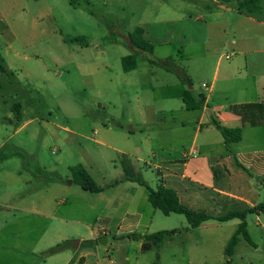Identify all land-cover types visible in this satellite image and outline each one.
<instances>
[{"label":"rangeland","instance_id":"1","mask_svg":"<svg viewBox=\"0 0 264 264\" xmlns=\"http://www.w3.org/2000/svg\"><path fill=\"white\" fill-rule=\"evenodd\" d=\"M72 1L33 0L45 13L37 27L31 3L15 0L17 6H28L17 22L20 35H29L33 42L18 44L26 48L18 56L0 50L5 69L0 68V152L25 154L0 161V264H64L66 259L55 262L50 257L55 254L50 249L57 243L89 240L97 227H105L108 243L82 245L93 252L89 264H225L228 259L231 264H264L261 211L246 217L254 245L241 235L230 258L225 250L237 225L210 220L187 231L185 215L164 214L149 203L153 231L177 228L181 233L148 251L135 240L119 241L115 234L130 184L138 186L121 183L126 168L131 166L156 188L157 165L169 153L175 155L168 146L182 150L183 133L190 128H176L172 119L200 115L182 108L175 93L164 94L158 87L189 88L181 79L184 72L196 91L205 90L203 82L210 83L218 62H227L235 43L264 35V27L239 25L243 17L236 10L219 7L220 2L234 6L236 0H203L214 7L211 12L176 9L173 0L163 5L156 0ZM188 11L193 18L203 13L204 19L187 20ZM255 14L264 18V9ZM1 20L9 21L4 16ZM203 21L209 42L190 48L199 54L193 59L181 58L182 44L193 28L203 35ZM137 26L155 41L153 53L130 44L128 34ZM4 45L0 42V48ZM133 52L137 68L125 71L122 57ZM167 58L175 60L171 69L160 63ZM79 164L106 187L102 195L73 181L72 168ZM139 190L144 194L146 188ZM263 201L264 187L258 202ZM102 206L103 212L98 210ZM66 252L71 256L67 264H86L74 248Z\"/></svg>","mask_w":264,"mask_h":264},{"label":"crops","instance_id":"2","mask_svg":"<svg viewBox=\"0 0 264 264\" xmlns=\"http://www.w3.org/2000/svg\"><path fill=\"white\" fill-rule=\"evenodd\" d=\"M32 1L27 0L28 3H31L29 8L34 25L38 27L39 21L45 17V13L36 3L33 5ZM165 1L167 0H156L158 5H163ZM173 1L177 3L176 9L189 10L191 8L196 12L203 10L211 12L214 10L212 5L203 0ZM219 7L236 10L243 17L238 21L239 25L244 23L253 24L259 28L264 27V18L259 17L257 14L239 12L236 4L232 6L220 2ZM27 9L28 6H17L15 0H0V38L2 39L0 42L5 44L0 50L4 54L8 55L10 52H13L15 56L25 54L26 48L18 44L33 42L29 35L26 39L20 35V23L17 22ZM1 16L7 17L9 21L2 22ZM192 16L190 11L186 13L187 20L191 19L197 22L204 19L203 13L195 15L194 18ZM202 23L205 25L203 35H199L197 29L193 28V35L182 44L183 49L179 52L181 58L193 59L199 54L190 48L200 44L206 45L209 42L207 22L203 21ZM44 30L45 28H42V31ZM144 36L153 45L155 44V41L148 37L145 29ZM184 39H187L186 36ZM244 40L235 43L233 53L229 54L230 58L226 60L227 62L224 64L218 62L210 83L203 82L207 84L205 90L196 91L193 88L196 94L203 93L205 95L203 107L193 110L199 111L200 115L197 119H189L188 121L186 119H172L174 127L183 130L190 128L187 134L183 133L184 141L180 145L182 150L177 151L176 146H168V148L172 147L175 150V155L169 153L166 157H162L161 164L157 165V172L160 175L159 182L176 190L181 203L196 211H205L213 215H221L229 210H242L257 205L261 189L264 187V35L258 33L246 36ZM158 89L168 95L175 93L182 100L180 103L182 108H185L183 95L186 87L183 84L164 85L158 87ZM243 104H260L263 107L262 119L261 117L256 118L255 123H250L247 117H244L241 112H237L235 109ZM165 110L173 111L171 108ZM214 120L231 128L240 127L242 129L241 138L231 143L227 148L222 133L213 123ZM137 150H140L139 147H137ZM170 150L172 149L170 148ZM125 182L137 183L124 178L121 183ZM140 187L143 186L130 184V197L123 202L125 209L115 221V234L119 241L126 239L137 241L142 249L143 239L127 237V234L155 232L152 228V210L146 206L147 203H149L148 205L152 204L146 191L144 194L139 192ZM103 191L93 193L102 195ZM103 207L98 210L103 212L105 210V207ZM90 208H96L97 210V206L94 205H91ZM148 213L150 217H147ZM209 221H205L198 228L205 227L209 224ZM240 221L239 218H234L225 222H232L238 226ZM184 228L191 231L188 226ZM172 229L178 231L166 235L163 244L166 243L168 238L181 233V229ZM90 232L91 238L89 240H80L78 245L64 243V248L50 257L55 262L66 259L64 264H67L71 256L65 254V252L69 253L70 247H72L77 254L79 253V259L81 261L85 259L86 264H89L93 252L82 250V245L91 246L97 243L98 240H106V243L102 242L103 244L108 243L105 227L93 228ZM153 248L157 247H152L150 250ZM126 258H131V255Z\"/></svg>","mask_w":264,"mask_h":264},{"label":"trees","instance_id":"3","mask_svg":"<svg viewBox=\"0 0 264 264\" xmlns=\"http://www.w3.org/2000/svg\"><path fill=\"white\" fill-rule=\"evenodd\" d=\"M74 1V0H73ZM72 1V3H73ZM263 0H236V8L239 12L255 14L260 12L262 9ZM128 39L130 44L136 49L153 53L154 45L146 39L144 36V29L141 26H137L128 34ZM161 64L165 65L168 69H171V65L175 64L173 59H165ZM122 65L125 71H131L137 68V55L135 52L127 54L122 57ZM0 68L4 69V66L0 63ZM182 77L183 83H186L189 88H186L183 95V102L185 108L188 110H196L203 107L205 103V95L203 93L196 94L193 90V84L191 78L185 74ZM237 112H241L244 117L250 123H255V119L263 117V112L260 104H243L242 106L235 108ZM240 109V110H239ZM214 125L224 138L227 148L229 145L235 141H238L242 136V129L240 127L231 128L223 125L221 122L214 120ZM13 155H20L25 157V154L21 151L12 152H0V161L5 160ZM73 181L78 183L84 190L91 192H100L105 189L104 186L96 184L93 177L87 171V169L79 164L72 168ZM126 180L137 182L139 185L146 188L148 193V199L154 208L160 209L164 214L177 213L185 215L187 221L189 222V229L198 228L202 223L208 220H216L220 222H225L234 218H239L241 221L237 226L235 233L230 238L225 253L230 258L233 256L236 250V246L240 241V236L242 235L249 244L254 245V242L247 229L246 217L248 213H253L256 211L264 212V201L258 203L253 207H248L242 210H229L221 215H213L205 211H196L189 206L181 203L179 196L173 188L165 186L163 183H159L156 188H153L149 183L141 176L133 172L131 166L126 168L125 177ZM178 230H158L152 233L145 234H127V237H133L135 239H143L142 250L148 251L152 247H161L164 242L166 235H171L176 233ZM90 242V241H88ZM64 248V243H59L50 249V253H57ZM225 264H231V259H228Z\"/></svg>","mask_w":264,"mask_h":264},{"label":"built area","instance_id":"4","mask_svg":"<svg viewBox=\"0 0 264 264\" xmlns=\"http://www.w3.org/2000/svg\"><path fill=\"white\" fill-rule=\"evenodd\" d=\"M225 57H226V59H229V58H230V55H229V54H226ZM203 85H204L205 87H207V84H206V83H204ZM189 155H190V154H189ZM193 156H195V155H193Z\"/></svg>","mask_w":264,"mask_h":264},{"label":"water","instance_id":"5","mask_svg":"<svg viewBox=\"0 0 264 264\" xmlns=\"http://www.w3.org/2000/svg\"><path fill=\"white\" fill-rule=\"evenodd\" d=\"M101 242L106 243V240L101 241ZM73 244H74V245H78V241H75Z\"/></svg>","mask_w":264,"mask_h":264}]
</instances>
